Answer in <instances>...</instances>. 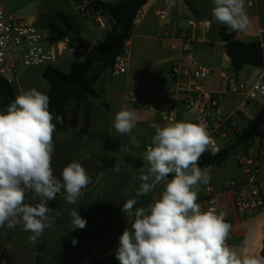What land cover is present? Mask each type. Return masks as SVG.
I'll return each instance as SVG.
<instances>
[{"label":"crops","instance_id":"obj_1","mask_svg":"<svg viewBox=\"0 0 264 264\" xmlns=\"http://www.w3.org/2000/svg\"><path fill=\"white\" fill-rule=\"evenodd\" d=\"M0 1L8 12L27 13V20L47 31L48 23L57 20V13L70 17L76 31L75 16L85 20L77 10L83 0H21L17 6L15 0ZM100 1L116 3L121 0ZM192 2L195 12L189 10L184 0L146 2L141 6L144 15L125 40L128 50L125 73L112 75L107 68L98 74L97 67L91 72L89 79L97 97L89 95L85 101L75 102L67 108L69 124L63 132L82 127L84 130L80 132L84 135L92 129L90 140L102 148L104 155L112 151L103 147L102 137L119 142V150L110 156L115 163L100 169L105 157L97 162L95 170L89 174L91 183L84 189L78 204L67 203L62 194L49 201L48 206L62 215L56 217L52 227L45 229L36 244L29 242L30 233L23 231L22 225L12 230L6 226L0 228V264H120L115 258L118 238L126 227H130L121 207L127 199L135 196L141 174V169L125 162L123 157L139 160L147 167L142 153L150 144L155 129L169 122L161 112L171 111L172 121L196 123V97L201 93H210L218 100V111L211 114V120L221 126L220 149L230 148V153L220 166L201 167L207 171L210 181L198 186V198L205 186L221 192L229 180L244 184L246 174L239 168L237 159L249 148L259 156V179L264 183V141L256 137L246 145H235V131L246 128L264 106V91L257 93L252 100L245 97V91L252 85L264 82V63L262 67L244 66L236 71L220 37V28L224 27L243 43L259 42L264 59V0H245L250 27L243 32L233 31L215 20L211 11L214 7L212 0ZM105 20V28L99 27L102 31L99 38H86L91 46L101 42L109 29V21ZM77 35L84 38L78 32ZM74 56L71 55L69 64ZM79 58L82 60V56ZM194 63L208 67L209 75L203 79L193 78ZM57 65L55 62L53 66L58 68ZM27 68L31 67L19 69L17 77ZM223 76L234 77L244 90L225 93L221 84ZM48 89L47 84L46 94ZM14 95L16 97L15 91ZM122 108L134 109L139 117L130 135L119 134L112 127L115 113ZM61 133L54 132L53 142L62 140ZM132 137L139 142L138 146L133 144ZM115 165H119V172L113 170ZM162 190L161 185L155 192L137 197V206H146ZM222 201L232 226L228 246L239 255L260 256L264 207L245 215L235 210L229 193L222 197ZM26 202L34 203L31 199ZM73 208H77L80 216L86 219L84 229L71 230L69 212ZM73 238L77 240L75 245L72 244Z\"/></svg>","mask_w":264,"mask_h":264},{"label":"clouds","instance_id":"obj_2","mask_svg":"<svg viewBox=\"0 0 264 264\" xmlns=\"http://www.w3.org/2000/svg\"><path fill=\"white\" fill-rule=\"evenodd\" d=\"M212 15L233 31L250 27L245 0H212ZM50 97L36 88L18 94L6 110L0 111V228L29 232L36 244L45 229L62 215L48 206L57 194L69 204H78L91 177L82 163L74 160L54 175L53 134L57 121L49 108ZM165 118L167 111L161 112ZM139 117L134 109L122 108L112 127L119 134L132 133ZM133 144L139 142L132 137ZM211 138L204 123L172 121L155 129L142 153L147 167L141 169L135 196L121 207L130 227L118 238L115 258L120 264H264V256L239 255L227 244L231 224L227 213L215 208L202 210L198 186L210 176L198 166L209 149ZM119 172V165L114 166ZM171 177V178H169ZM163 190L146 206H137V197ZM31 201L26 202L28 194ZM55 213V215H52ZM71 230L84 229L87 221L73 208ZM77 240L73 238L72 244Z\"/></svg>","mask_w":264,"mask_h":264},{"label":"trees","instance_id":"obj_3","mask_svg":"<svg viewBox=\"0 0 264 264\" xmlns=\"http://www.w3.org/2000/svg\"><path fill=\"white\" fill-rule=\"evenodd\" d=\"M149 0H121L116 3H108L100 0H89L90 8L98 11L109 21V29L105 32L101 42L92 45L87 52L80 50L75 44L74 37L77 35L76 25L70 17L63 13H57V20L48 23L49 39L59 41L69 38L70 45L75 49V58L70 63L68 73H64L53 65L46 66L41 76L47 82L49 89L47 95L50 97V111L54 115L63 117V122L56 123L55 133L65 131L69 124L67 106L71 101L81 103L87 97L97 94L91 86L89 75L97 67L99 74L110 68L114 58L118 55L131 30V22L136 11ZM191 12L194 11L192 0H184ZM220 37L225 44L226 54L233 68L238 71L244 66L262 67L264 63L263 49L259 42L243 43L236 39L234 33L226 28H220ZM82 56V60L79 58ZM15 99L11 84L0 79V111L6 110L7 106ZM264 106L251 119L247 127L235 131V145H246L254 138L264 141ZM101 143L106 150L116 152L120 148L117 141L109 137H102ZM230 148L222 149L214 155L203 154L198 161L199 167L220 166L228 158ZM123 160L138 169L146 168L141 161L124 156ZM114 158H103L100 169L112 166ZM171 178V177H169ZM260 256H264V238Z\"/></svg>","mask_w":264,"mask_h":264},{"label":"built area","instance_id":"obj_4","mask_svg":"<svg viewBox=\"0 0 264 264\" xmlns=\"http://www.w3.org/2000/svg\"><path fill=\"white\" fill-rule=\"evenodd\" d=\"M77 10L85 20L105 28V17L90 8L89 0H83V4ZM143 15L144 11L140 7L133 16L131 29L139 23ZM186 37L187 35L184 39ZM65 50H68L71 55H75V49L70 45L68 38L51 41L46 30L37 27L27 19L11 14L0 1V79L12 84L16 79L17 69L54 65L57 57L62 56ZM127 53L128 50L124 41L121 52L115 56L110 67L112 75L125 73ZM193 65L194 69L191 74L193 78L203 79L209 75L210 69L208 67L196 63ZM175 73H177V70H175ZM175 73L173 76H175ZM221 84L225 93H237L244 90L243 86L232 76H223ZM261 91H264L263 81L255 83L245 91L246 100L254 99L257 93ZM196 98L198 99L195 106L196 123L206 124L211 138L209 149L203 154L214 155L221 150L218 138L223 136L221 126L214 124L211 120V114L218 111V100L210 93H201ZM167 119H173L171 111L168 112ZM258 158V154L249 148L245 154L237 159L239 168L246 174L244 184H240L236 180H229L221 192L215 191L211 186H205L197 201L202 210L215 208L218 212L227 213L222 205V197L227 193L232 196L233 206L237 212L250 215L264 207V183L259 179ZM225 219L230 223L227 215Z\"/></svg>","mask_w":264,"mask_h":264},{"label":"rangeland","instance_id":"obj_5","mask_svg":"<svg viewBox=\"0 0 264 264\" xmlns=\"http://www.w3.org/2000/svg\"><path fill=\"white\" fill-rule=\"evenodd\" d=\"M20 1L21 0H15V6H17L18 2L20 3ZM11 14L21 16L24 19L28 18L26 17L27 13L24 14L22 11H15ZM75 22L77 24V32L80 36L84 37L85 40L93 39L95 37L99 38V36H101V28H99V26L97 25H94L90 21L83 20L75 16ZM70 58V52L68 50H65L63 52V55L58 56L56 59V63L58 64L57 67L63 72H67L70 65ZM44 68L45 66L31 67L27 68L25 70V73L23 72L22 74H20V76L17 77L16 75V79L13 82L16 96L21 92L31 88H36L39 91L46 93L47 83L41 77V72ZM19 72L20 70L17 69L16 74H19ZM89 99L90 101H95L94 99ZM74 103V101H71L68 104L67 108L71 107ZM71 126H74V123H71ZM81 130L84 129L82 127H79L78 130H69L66 132H62L60 134L62 140L57 143L53 142L55 152L52 158V168L54 171V175H56L57 177H59L62 168L74 160L80 161L89 175L95 170L97 162L100 161L102 157L110 158L111 155L113 156L115 154V152H107V155H104V151L102 150V148L99 145L92 143L90 140L91 134L93 133L92 129L84 132V135L80 132ZM27 197L28 199H26V201L31 199V194L29 193Z\"/></svg>","mask_w":264,"mask_h":264},{"label":"water","instance_id":"obj_6","mask_svg":"<svg viewBox=\"0 0 264 264\" xmlns=\"http://www.w3.org/2000/svg\"><path fill=\"white\" fill-rule=\"evenodd\" d=\"M74 40L80 50L87 52L90 49L91 43L89 41L79 37L78 35L74 37Z\"/></svg>","mask_w":264,"mask_h":264}]
</instances>
